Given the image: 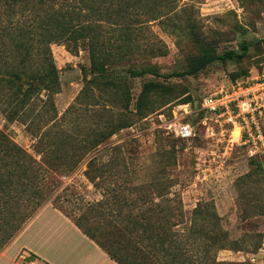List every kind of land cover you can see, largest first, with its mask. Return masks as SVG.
Returning <instances> with one entry per match:
<instances>
[{
    "label": "rangeland",
    "instance_id": "rangeland-1",
    "mask_svg": "<svg viewBox=\"0 0 264 264\" xmlns=\"http://www.w3.org/2000/svg\"><path fill=\"white\" fill-rule=\"evenodd\" d=\"M88 1L103 10L132 11V18L126 20L131 24V43H124L121 34L125 20H106L98 32L106 57L115 59L111 74L121 85L106 91L98 88L88 50L79 47L72 51L57 43L51 45V54L61 85L53 95V104L41 102L46 100L43 92L26 122L8 120L0 112V131L10 141L6 148L0 147V257L33 219L39 200H29L40 181L48 187L40 200L44 201L41 210L56 205L73 219L83 215L88 203L110 199L115 192L110 189L119 190L129 200L155 197L160 202L161 196L182 200L188 226L192 212L201 204L202 212L217 215L218 223L201 221L199 225L222 227L239 244L236 249L220 251L219 261L264 264V150L260 142L244 145L238 129L232 139L231 133L208 138L197 117L189 118L196 122V137L182 140L159 118L163 114L173 120V110L187 95L197 110L204 98L219 89L235 81L263 77L264 50L259 42L264 39V0ZM152 9L162 16L150 18L147 13ZM2 19L9 17L3 15ZM243 45L249 47L245 57L226 64L215 62L196 77L134 78L129 73L130 69L147 68H155L161 75L179 73L205 49L222 55ZM150 81L170 87L172 93L149 97L151 114L140 118L135 103ZM130 121L132 124L123 128ZM104 136L108 139L72 173L46 171L43 157L52 148L56 155L66 150L85 152ZM55 154L50 156L51 164L61 162L53 159ZM95 156L97 162L91 164ZM78 158L63 162L73 165ZM95 169L100 177L91 180ZM60 176L71 182L64 183ZM64 189L68 191L63 193ZM115 209L126 213L132 207ZM24 241L15 247L27 245Z\"/></svg>",
    "mask_w": 264,
    "mask_h": 264
},
{
    "label": "trees",
    "instance_id": "trees-1",
    "mask_svg": "<svg viewBox=\"0 0 264 264\" xmlns=\"http://www.w3.org/2000/svg\"><path fill=\"white\" fill-rule=\"evenodd\" d=\"M156 10L148 11L150 18L162 16L156 13ZM3 15H7L9 19L3 20ZM130 18L132 11L128 8L103 10L88 0H0V112L8 120L26 122L28 113L35 112L34 105L41 101L43 92H46V100L41 102L53 104V95L61 85L59 71L51 54V45L57 43L66 45L72 51L78 50L79 47L86 48L90 55L93 80L98 88L103 91L119 89L120 79L111 74L110 69L115 59L106 57V48L100 43L98 32L106 20H125L121 34L124 43H131V24L126 21ZM259 46L264 50V39L259 42ZM248 48L243 45L238 51H226L222 55L205 49L200 57L191 61L187 70L179 73L161 75L155 68L130 69L129 73L134 78L146 75L157 78L196 77L215 62L226 64L245 57ZM167 93L172 91L166 85L155 81L146 83L135 103L136 115L140 118L149 116L152 109L148 98ZM184 103H192L190 95L180 104ZM125 108L128 109V104ZM131 122L123 124V128L132 124ZM195 123L193 121L194 125ZM112 132L108 136L112 135ZM108 136L98 138L85 152L56 150V155L52 148L43 157L46 171L56 175L72 173L86 156L98 150ZM9 143L8 137L0 131V147H7ZM53 154L56 155L53 159L61 161L60 163L49 162ZM75 156L79 158L73 165L63 162L64 159ZM96 162L95 156L90 163ZM31 166L29 165V170ZM100 174L95 169L91 180H97ZM47 188L40 181L35 184V192L30 195L29 202L35 203L39 200V204L33 218L44 205V201L40 200L45 197ZM112 190L115 192L110 199L103 198L88 203L83 215L76 219L62 207H54L71 218L82 232L95 241L116 263L241 264L218 260L220 251L236 249L239 244L232 241L229 233L222 227L210 229L199 225L201 221L218 223L217 215H205L201 204L192 212L188 226L182 200L162 196L160 202H157L155 197L129 200L118 193L119 190L110 189ZM63 191L66 193L68 189ZM61 197L63 198V195L58 194V198ZM5 205L9 206V201ZM127 205L132 207L129 212L115 209Z\"/></svg>",
    "mask_w": 264,
    "mask_h": 264
},
{
    "label": "built area",
    "instance_id": "built-area-1",
    "mask_svg": "<svg viewBox=\"0 0 264 264\" xmlns=\"http://www.w3.org/2000/svg\"><path fill=\"white\" fill-rule=\"evenodd\" d=\"M173 115L174 118L170 121L163 114L159 118L165 128L182 140L196 137L195 125L189 118L197 117L200 118L208 138L214 139L217 134L231 133L232 139L238 129L239 139L244 145L249 146L259 141L261 149L264 150V75L235 81L219 89L204 98L197 110L192 103L180 104L173 110ZM254 156L251 153V157ZM62 180L64 183L71 182L67 176H63ZM15 264L41 263L31 251L23 250Z\"/></svg>",
    "mask_w": 264,
    "mask_h": 264
},
{
    "label": "crops",
    "instance_id": "crops-1",
    "mask_svg": "<svg viewBox=\"0 0 264 264\" xmlns=\"http://www.w3.org/2000/svg\"><path fill=\"white\" fill-rule=\"evenodd\" d=\"M23 238L27 245L15 247ZM23 250L31 251L41 264H118L71 218L50 205L29 222L0 257V264H15Z\"/></svg>",
    "mask_w": 264,
    "mask_h": 264
}]
</instances>
